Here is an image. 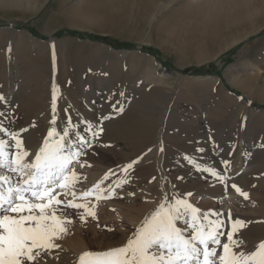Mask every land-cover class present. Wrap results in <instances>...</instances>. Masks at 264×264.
Returning <instances> with one entry per match:
<instances>
[{"label": "rangeland", "instance_id": "obj_1", "mask_svg": "<svg viewBox=\"0 0 264 264\" xmlns=\"http://www.w3.org/2000/svg\"><path fill=\"white\" fill-rule=\"evenodd\" d=\"M136 1L0 5V126L27 129L21 135L30 158L52 127L54 84L58 130L66 115L92 125L110 117L74 165L79 175L74 202L87 204L95 218L84 209H64L72 221L66 234L35 264H78L83 252L122 246L165 196L186 199L201 214L240 216L246 224L238 234L245 251L264 241V25L225 49L232 34L210 22L213 12L196 10L193 2L202 5L198 1L175 0L151 9ZM186 68L190 72L183 73ZM134 160L127 173L121 170ZM197 164L225 180L236 179L235 185L242 183L236 173L249 168L246 185H237L248 199L232 183L224 189ZM109 170L115 175L109 174L101 188L111 185V198H79ZM123 179L128 182L116 187ZM231 226L225 223L226 231Z\"/></svg>", "mask_w": 264, "mask_h": 264}, {"label": "snow or ice", "instance_id": "obj_2", "mask_svg": "<svg viewBox=\"0 0 264 264\" xmlns=\"http://www.w3.org/2000/svg\"><path fill=\"white\" fill-rule=\"evenodd\" d=\"M58 95V87L54 84L52 127L34 157L30 158L21 135L27 129L10 131L0 126V133L7 137L0 139V264H35L42 252L58 248L55 241L66 234V225L72 222L63 215L64 209H84L87 216L95 218L87 204L74 202L77 199L74 188L79 180L74 165L99 139L103 132L99 124L110 117L102 116L97 125H92L86 120L73 122L71 116L66 115L63 128L58 130L55 127ZM65 111L67 113L68 109ZM81 125H84L82 132ZM185 159L192 163L189 157ZM137 162L134 160L121 170L127 173ZM222 163L228 167V161ZM195 167L225 183L224 176L215 169H201L198 164ZM109 174L115 175L109 170L102 181L82 192L79 198H111L112 186L109 185L108 190L101 188ZM127 182V179L120 180L116 187ZM231 187L248 199V193L242 192L237 185ZM69 195L73 199L59 198ZM221 215L212 211L201 214L186 199L165 196L125 244L103 252H83L78 264H264V241L259 242L255 250L245 251L238 236L245 222L237 218L225 232ZM213 216L216 219H212ZM80 219L84 221L85 216L81 215ZM181 220L183 227L178 226Z\"/></svg>", "mask_w": 264, "mask_h": 264}, {"label": "bare ground", "instance_id": "obj_3", "mask_svg": "<svg viewBox=\"0 0 264 264\" xmlns=\"http://www.w3.org/2000/svg\"><path fill=\"white\" fill-rule=\"evenodd\" d=\"M126 1L127 0H125V2ZM137 1L142 3V4H140V5L144 6V7L141 6L142 8L151 9V8H154L156 6V4H159V3H161L163 5L171 4L175 0H137ZM196 1H198L199 3L202 4V5H199V7H200L199 8V7H197L198 3L196 4V2H193V0H192L191 2H193L195 4V9L196 10L197 9H199V10L206 9V11L209 10L208 12L211 15H212V12H213V15H215L214 16L215 19L212 16L213 19L211 18L210 22H211V20H213L214 21L213 25L215 24V27L221 28L223 31L229 32V33L232 34L231 40H230V42L227 43L225 49L228 48V47L230 48V46H233V45L237 44L240 40H244L245 38H247V36L249 37L250 34L256 33L264 25V0H196ZM15 4L19 5V0H0V5H3V6L4 5H10L11 6V5H15ZM138 6H139V4H138ZM188 7H187L188 9H190L191 7L194 8V6H190V5ZM144 9H142L141 11H144ZM196 10H193V11L196 12ZM193 11H192V13H193ZM198 12H202V11H198ZM200 16H202V14ZM228 35H230V34H228ZM244 87L245 86L243 85V89H245ZM88 104H89V108H90L91 105H90V103H88ZM93 108H97V109L100 108V104L92 106V109ZM0 139H6V138L0 137ZM10 151H11V149H10ZM248 169H247V171L237 172L236 173V174H239V176L241 177L240 180L242 181V183L240 182L241 184L239 182H237L238 184H240V185L237 184L238 186H243V185L245 186L246 185L245 181H246V179L249 176L248 175L249 174V170ZM236 174H233V175H236ZM235 180L231 179L230 176H228L226 178V180H225V183L221 184V182H220L219 184L224 189L227 190V189H230L229 184H231ZM232 185H233V183H232ZM213 213H216V212H213ZM221 214L222 215H221L220 219L223 221V224H224V227L222 229L223 231H226L225 223H231L232 224V221L235 220V218L236 219L237 218L238 219H242L240 216L233 215L231 213H229V214L221 213ZM212 218L216 219L215 216H213ZM81 246H82V244H81ZM81 248L82 247H80V249Z\"/></svg>", "mask_w": 264, "mask_h": 264}, {"label": "trees", "instance_id": "obj_4", "mask_svg": "<svg viewBox=\"0 0 264 264\" xmlns=\"http://www.w3.org/2000/svg\"><path fill=\"white\" fill-rule=\"evenodd\" d=\"M59 34V33H58ZM90 38H92V39H99L98 37H96V36H89ZM100 39H102V40H106V38L105 37H103V38H100ZM194 71H197V70H194ZM188 72H190V70L189 69H184L183 70V73H188Z\"/></svg>", "mask_w": 264, "mask_h": 264}]
</instances>
